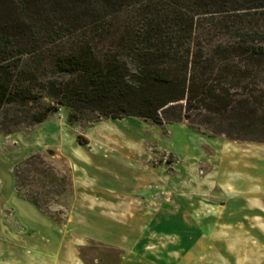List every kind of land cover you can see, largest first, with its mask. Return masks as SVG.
Here are the masks:
<instances>
[{
  "label": "trees",
  "instance_id": "obj_1",
  "mask_svg": "<svg viewBox=\"0 0 264 264\" xmlns=\"http://www.w3.org/2000/svg\"><path fill=\"white\" fill-rule=\"evenodd\" d=\"M123 1L136 18L115 9L90 27L31 16L0 23V133L63 107L69 124L93 114L185 120L202 133L264 142V0H139L137 9ZM41 157L28 155L11 174L16 195L46 213L58 178L49 164L40 170Z\"/></svg>",
  "mask_w": 264,
  "mask_h": 264
},
{
  "label": "crops",
  "instance_id": "obj_2",
  "mask_svg": "<svg viewBox=\"0 0 264 264\" xmlns=\"http://www.w3.org/2000/svg\"><path fill=\"white\" fill-rule=\"evenodd\" d=\"M65 149L79 159L70 205L82 214L65 222L50 218L16 195L3 170L0 190L14 223L0 219V264H264V146L221 151L205 182L196 177L192 195L182 184L169 186L170 196L157 207L152 186L166 183L151 171ZM96 247L114 251L117 260L88 257Z\"/></svg>",
  "mask_w": 264,
  "mask_h": 264
},
{
  "label": "rangeland",
  "instance_id": "obj_3",
  "mask_svg": "<svg viewBox=\"0 0 264 264\" xmlns=\"http://www.w3.org/2000/svg\"><path fill=\"white\" fill-rule=\"evenodd\" d=\"M167 1L160 0L162 3ZM123 4L124 1L121 2V0H111V2L109 0H25L23 5L18 4L16 0H0V23L20 22L23 17L31 16L33 21L37 20L41 24L46 22L61 25L70 19H76L78 26L90 27L109 20V14L115 9L123 16L128 14L136 18V10L128 9ZM139 6L140 1L137 0L133 8L137 9ZM20 9L23 13L18 14L21 12ZM95 116L93 114L90 118L69 124L67 110L61 107L50 114L46 123L24 126L11 134L0 133V187L6 180L3 170L12 176L14 164L32 153H41L44 165H41L40 170L46 169L49 164V168H53L58 178L56 184L50 187L54 193L48 196L49 199L43 200L42 208L57 221L65 222L70 215L76 214L78 219L82 214L70 205L74 187L68 185L70 179L74 181L73 170L79 159L64 154L65 148L71 152L79 148L93 154L107 155L126 165L134 164L137 165L136 167L151 171L162 184L166 183V185L154 183L152 186L151 202H154L157 207L158 202L170 196L169 186L176 188L182 184L187 187L188 195H192L196 177L199 180L202 177L205 182L209 176L208 171L215 166L214 161L221 151L230 149L231 146L239 149H247L251 145L264 146V142L234 140L224 135L202 133L203 129L199 131L191 128L185 120L155 125L133 116L121 119H97ZM91 119H95L94 122L91 123L89 121ZM56 129L63 131L62 139L61 135L56 133ZM41 131L44 133L42 134ZM77 135L83 136L87 142L79 143ZM67 138L73 139L74 142L69 143L68 147H63L62 143ZM48 149H52L58 155L50 156L47 153ZM163 186L168 187L169 190L167 191ZM46 189L39 190L44 194ZM3 198L0 190V219H9L13 224L12 211L8 205L4 204ZM140 203L145 205L146 200ZM76 222L77 220L75 221L77 225L78 222ZM94 249L88 257L117 260V254L108 248L107 250L97 247ZM82 253L86 255L85 251ZM12 262H19V260L17 258Z\"/></svg>",
  "mask_w": 264,
  "mask_h": 264
}]
</instances>
